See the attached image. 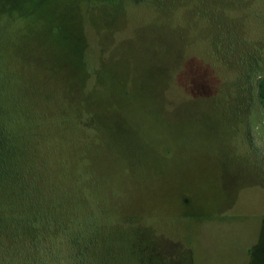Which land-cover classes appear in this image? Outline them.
I'll use <instances>...</instances> for the list:
<instances>
[{"label":"rangeland","instance_id":"374dc122","mask_svg":"<svg viewBox=\"0 0 264 264\" xmlns=\"http://www.w3.org/2000/svg\"><path fill=\"white\" fill-rule=\"evenodd\" d=\"M260 77L264 0H0L2 141L93 182L103 264H264Z\"/></svg>","mask_w":264,"mask_h":264},{"label":"trees","instance_id":"16d2710c","mask_svg":"<svg viewBox=\"0 0 264 264\" xmlns=\"http://www.w3.org/2000/svg\"><path fill=\"white\" fill-rule=\"evenodd\" d=\"M256 100L264 108V77L256 80ZM2 128L0 264H103V258H93V249L99 241L112 246V223L102 205L100 215L95 214L91 202L83 206L93 196V182L87 195L80 188L68 192L57 187L58 193L48 189L47 185L58 183L50 162L32 159L13 136L3 142L8 135L7 127Z\"/></svg>","mask_w":264,"mask_h":264}]
</instances>
